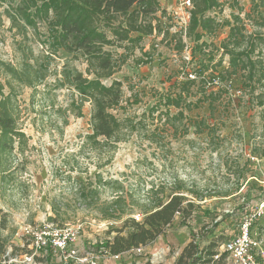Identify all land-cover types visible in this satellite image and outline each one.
Returning a JSON list of instances; mask_svg holds the SVG:
<instances>
[{
  "label": "rangeland",
  "instance_id": "obj_1",
  "mask_svg": "<svg viewBox=\"0 0 264 264\" xmlns=\"http://www.w3.org/2000/svg\"><path fill=\"white\" fill-rule=\"evenodd\" d=\"M159 1L167 11L164 21L172 26L170 34L185 30L192 7L183 5L182 0ZM238 1L244 9L241 16L245 17L253 6L252 0ZM17 2L0 3V58L14 65L22 62L23 49L32 50L35 56L48 54L43 42L45 26L37 30L40 34L28 29L26 36L11 27L4 12ZM232 12L238 10L226 4L212 15L224 21L231 19ZM254 23L246 20L248 30H259L264 35V27ZM228 33L226 26L214 36L204 37L202 41L208 46H203L202 51L197 49L194 58L195 43L185 36L187 47L182 52L172 49L170 36L165 40L162 35L145 37L143 45L153 54V61L138 66L131 58L114 75L123 83L124 102L113 113L137 127L133 132L126 129L125 139L116 145L101 139L95 147L88 141L92 105L85 102L82 116L78 117L72 104L73 99L78 101V94L59 82L65 63L82 70L86 64L72 60V55L63 49L49 59V75L43 83L36 88L16 85L18 125L28 143L23 152L16 149L1 166L9 167L7 174L0 172V259L4 263L63 264L55 251L48 258L51 248L36 252L32 234L42 228H78L79 253L99 251L98 244L113 238L125 219L143 220L144 212L174 194L187 196L196 206L187 218L189 226L177 218L143 254H126L122 264L148 260L152 264H169L191 237V230L198 234L201 246L216 241L218 250L238 234L252 205L264 200V106H258L255 97L263 89H241L242 76H233L221 82L227 92L216 103L213 115L208 104L185 112L197 121L205 119L214 125L213 135L208 131L197 134L191 127L188 134L180 132L174 137L165 116L158 118V113L165 111L160 105L161 95L178 91L170 87L176 79L185 80L183 72L189 62L212 67L221 53L213 49ZM209 51L217 54L214 60L207 56ZM227 67L226 56L219 71ZM105 82L109 84L111 79ZM184 122L188 124V118ZM116 200L117 209H124V213L106 218L104 212ZM255 226L264 243V219ZM30 256L33 258L29 262ZM105 264L116 263L109 260Z\"/></svg>",
  "mask_w": 264,
  "mask_h": 264
},
{
  "label": "trees",
  "instance_id": "obj_2",
  "mask_svg": "<svg viewBox=\"0 0 264 264\" xmlns=\"http://www.w3.org/2000/svg\"><path fill=\"white\" fill-rule=\"evenodd\" d=\"M191 1L188 27L173 34H170L172 26L164 21L168 15L159 0H18L15 7L5 9L4 14L18 34L26 36L28 29L40 34L37 31L40 26L46 27L43 42L48 47L45 51L48 54L35 56L32 50L27 52L23 49L20 65L0 58V76L4 79L0 80V172L7 174L9 167L2 169L1 166L7 163L16 149L23 152L28 143L26 133L18 125L16 85L36 88L43 83L49 75V59L61 49L71 54L72 60L86 64L82 70L65 63L61 71L63 79L59 82L61 86L72 87L78 94V101L72 100L78 117L82 116L85 102L91 103L92 133L87 139L95 147L100 145L101 139L116 145L125 139L126 129L133 132L137 128L133 122L126 124L113 113L124 102L123 83L114 75L131 58L138 66L153 61V54L143 45L148 36L162 35V40L170 36L171 43L168 44L178 52L187 47L183 40L185 36L195 43L192 47L194 58L197 49L202 51L203 46H208L202 41L204 37L214 36L221 28L229 27V33L220 46L213 45V50L221 52L217 62L212 67L193 66L189 62L183 72L185 80L176 79L170 87L178 91L169 90L161 95L160 105L165 107V111H160L158 118L161 114L165 116V123L172 126L174 137L180 132L188 134L191 127L197 134L206 131L208 135L214 134V125L205 119L197 121L185 112L208 104L213 115L216 103L221 102L227 92L221 82H228L233 76H242L241 89H249L250 92L263 89L255 97L257 105L264 106V35L259 30L249 31L246 24V20H254L255 25L264 27V0H252L253 6L245 17L241 16L244 9L238 0ZM226 4L238 12H232L231 19L220 21L212 13ZM212 53L209 51L207 56L214 60L217 54ZM226 56L228 67L219 71ZM108 79H111L109 84L105 82ZM5 87H8V92H5ZM192 97L196 100H190ZM172 109L176 112L172 113ZM187 118L188 124L184 122ZM117 205L118 200L111 202L104 212L106 218H116L117 212V216L124 213V209L119 211ZM195 207L183 194H174L167 201L160 199L151 210L144 212L143 220L125 219L123 227L113 238L98 244L99 250L126 255L133 254L132 249L142 246L144 252L148 245L166 233L177 218L181 217V224L189 226L187 218ZM190 233V240L181 248L174 264H210L219 244L211 241L201 246L198 234L193 230ZM53 252L50 249L48 258ZM0 264L6 263L0 259ZM144 264L152 263L148 260Z\"/></svg>",
  "mask_w": 264,
  "mask_h": 264
},
{
  "label": "built area",
  "instance_id": "obj_3",
  "mask_svg": "<svg viewBox=\"0 0 264 264\" xmlns=\"http://www.w3.org/2000/svg\"><path fill=\"white\" fill-rule=\"evenodd\" d=\"M183 5L192 7L191 0H182ZM139 221L140 217H136ZM264 219V200L252 205L249 215L240 226L238 234L227 240L221 248L212 256L210 264H264L263 241L259 239L256 229L258 220ZM33 242L36 252L48 248L61 255L63 264H105L107 261L119 262L122 254H112L108 250L88 251L80 254L76 248L79 238V229L73 226H65L59 229H38L33 232ZM142 246L131 250L139 255L143 252ZM33 256L27 258L32 261Z\"/></svg>",
  "mask_w": 264,
  "mask_h": 264
},
{
  "label": "crops",
  "instance_id": "obj_4",
  "mask_svg": "<svg viewBox=\"0 0 264 264\" xmlns=\"http://www.w3.org/2000/svg\"><path fill=\"white\" fill-rule=\"evenodd\" d=\"M190 240V237H188L187 239H186V242L183 244V245H181L180 246V248L178 249V253H177V255H179V253H180V251H181V248L188 242ZM262 247L264 248V243L262 244ZM168 250V249H167ZM135 255V254H134ZM124 257H125V255L123 256V258H122V260L121 261H119V262H116V261H114V263H116V264H122L123 263V259H124ZM135 259H139V258H135ZM142 260H144V259H142ZM175 260H176V258H174V257H172V262H170L169 264H174V262H175ZM111 261V260H110ZM122 262V263H121ZM143 262V261H142ZM144 263H145V261H144ZM144 263H142V264H144Z\"/></svg>",
  "mask_w": 264,
  "mask_h": 264
}]
</instances>
